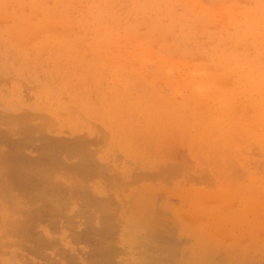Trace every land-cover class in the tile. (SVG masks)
I'll return each mask as SVG.
<instances>
[{"label": "rangeland", "instance_id": "rangeland-1", "mask_svg": "<svg viewBox=\"0 0 264 264\" xmlns=\"http://www.w3.org/2000/svg\"><path fill=\"white\" fill-rule=\"evenodd\" d=\"M35 1L36 0H0V244H4L0 246V264H110L108 263L110 261L109 258L113 254L114 257H112L114 259H111V262L113 264H264V139H262L264 138V122L262 125V122L258 120L260 124L259 125L258 123H255L256 121L251 120V118L248 119L249 116L252 115L256 120L257 118L255 117V114L257 115L259 111H261V113H259L258 116L264 115V83H262L260 80L261 70H264V68L261 67V65L264 66V53L260 56L258 55V53H260L263 48L258 47L260 43L255 39L264 37L262 35L260 36L259 31H261L262 29L258 31L257 37V30L253 28L255 27L256 23L252 21V16L249 17V15L252 14V18H254V14L253 12H251V10L255 11V13H257L256 11H258L260 14L264 13V4L261 5V7L259 6L260 3H264V0H261L262 2L255 0L258 2L257 5L254 4L251 0L246 2L244 0H239V2L237 0H218L219 2L217 0H215V2L209 0L211 3H209L208 0H186L187 2H189L186 4V1H183L186 6L182 5L184 3H182L181 0H173V3L172 0H166L167 3L165 1L163 2V0H153L155 5L158 4L160 8L158 6L156 8V6H154V3L149 0H144L145 2H143L142 0H121V3L120 0H110V3L104 0L107 2H105V4H102V2H104L103 0H95V2L94 0H85L83 1L84 3L82 2V0H65V3L64 0H45L46 2L37 0L39 4ZM75 1L80 2L78 4ZM134 1H137L139 5L136 2L134 3ZM156 1H158V3ZM195 1L199 3V9H197L199 6L195 4ZM199 1L204 2V5L207 6H204L203 4L201 5ZM242 1H244L245 3ZM73 2H75L76 8L74 7ZM117 2H119V5H117ZM123 2L129 4V6H125L126 3L123 5ZM147 2L148 4H153L152 6L155 7V10H158V8L160 10L164 9L165 13L161 10L160 14H158V11H155L154 7L152 8V6L146 8ZM174 2L175 4L176 2H179V4L177 3L176 5L181 4L182 9L184 7L183 12L180 9L181 5L179 6L180 10L178 11L177 9L178 12H176L175 5H170L174 4ZM247 2H250L251 4H248ZM40 3L42 4L40 5ZM27 4L33 7L29 8ZM37 4L40 6H37ZM55 4H57V6ZM81 4H84V7ZM100 4H102V7L100 6ZM134 4L135 7L140 6V4L142 5L140 6V9H137L136 11H142L144 7L146 8V10L150 9V11L153 9L155 14L157 15H154L153 11L149 12V10H147V12H149L148 14L146 13V11L145 14H143L144 11L141 13L140 11H138L137 14H139L140 16L136 15V11H134L136 8L133 10ZM166 4H168L170 7ZM240 4H242L244 8H242L243 13H241V11H238L239 13H241L238 14L237 10H239V7H236L235 5H239L242 7V5ZM103 5H105L104 7L106 8L105 12ZM229 5L231 7L234 6V9H230ZM18 6H20V8ZM122 6H124V9L128 10V12L122 9ZM165 6L168 7L166 8ZM224 6L228 7L231 11L228 10V8L226 9V7ZM52 7L54 9V13L52 11ZM112 7L114 8V13L112 12ZM116 7H119L120 9ZM130 7L132 8L131 11L133 10L132 12L129 11ZM203 7H205V9H209L211 7L208 11H211L214 7L215 10L213 9L212 12H214L213 16L215 18L219 16H225L224 18L219 17L220 20L216 18L219 20L217 21L216 19H214V17H210L209 15H211V13L207 14V11V13H205L207 16H205L204 13L202 14L204 15V17L208 18H206L207 20H209V18H212L214 19L212 20L213 22L216 21V24H212H214L215 26L218 25V30H215L219 31V33L221 32V29H219L221 28V26L227 27L222 25L223 22L225 23V25L230 22L229 15L231 17V15L235 14L238 21L240 15L243 14L242 16L244 17L245 15L248 16V19L247 17L245 19H247L250 23H253L250 24L248 23V21L245 23L241 21H238L239 23H237V21L233 24L229 23L233 26V28H236L235 26H239L237 28H240L242 32L240 30L239 31L242 33V35H240L241 33L239 34L238 31H236L237 33L235 35L234 31H232L233 28L231 26H228L230 27V30L232 28L231 32L228 33L229 35H226L224 33L227 31L221 32L222 37L219 36L218 40H215L214 36L215 34L218 35L217 33L212 34V37L214 38H212L211 35H209V37L207 31L206 36L208 37L204 35L205 32L202 33L204 24H211V21L209 22L205 20V18H202L203 16L200 14ZM219 8H222V11ZM172 9L175 10L173 11ZM216 9L219 11H217ZM55 10H57V12ZM95 10L96 12L93 13ZM115 10L116 14H118L116 15L117 17H115L116 20L114 22V20H112L114 19V16L112 15H115ZM190 10L192 11V14ZM249 10L250 14L248 15L247 13ZM39 11L41 13H39V15L37 16L36 14ZM124 11H126L125 15L129 14L127 15L128 19H126L128 21L127 24L129 23V25H131L135 21L138 23L139 18L138 20H136L135 18H137V16L140 17V21L138 24L136 22L133 23V27L135 28L134 30H132V28H129V26L125 23L123 24L125 26H128L127 28L129 29H124L125 26L124 28H121L123 27L122 22L126 17L124 15ZM197 11L200 13H198ZM245 11H247L246 14H244ZM82 12L83 14H81ZM133 12L135 14H133ZM162 12L164 13L163 15H161ZM168 12H170L171 14L174 12L175 14L171 15ZM180 12L182 14H179ZM220 13L221 15H219ZM150 14L151 16L153 14L154 17H151ZM40 15H42V17ZM160 15L161 17H163H159ZM175 15L177 17L179 15H181L182 17L184 16L183 18H185L186 15L187 17L188 15H190L187 20L192 18V22L189 21V23H187L186 20L182 21L180 19L182 22L179 21L178 23H181L183 25L178 24L181 27L180 28L178 26V28L182 30L186 26H188V28L186 27L184 29L187 33L182 30L179 34L180 30H178V32L176 31L178 33L176 39H171V36L168 35L167 37L166 34H164V36L168 38L166 39V41L170 39L173 40H170V42H174L173 44L175 45H172L171 43V47L169 41H165L166 44L163 43L165 38H162L158 33H163L165 23L167 27L165 33L168 32L167 30H172L171 28H173L174 26L175 27L173 28V32L174 30L178 29L176 28V24L173 22ZM148 16V19L153 23H149V20H147ZM176 16L174 21H176L177 19ZM142 17L144 18L142 19ZM150 17L153 19H151ZM194 17L197 19V21ZM108 18H110L111 21H109ZM117 18L118 20H121V24H118V22H116L118 21ZM99 19L102 22L104 21V23H102L101 21L99 23ZM245 19H242V21H246ZM142 20L143 22L149 23L148 25L154 24L153 26L155 27V29L152 26L149 27L147 23H145L146 27H143L142 30H140V26L142 27V24L143 26L145 25L143 22L141 23ZM159 20L163 22L161 23ZM203 20L207 23L203 22ZM154 21L156 24L154 23ZM158 21L160 22L159 24ZM198 21V25H200L201 23L203 24L199 26V28L202 26V28L200 29V31L202 30V32L199 31L201 33L199 34L198 31L195 30L197 31V33L194 31L195 33L193 34L195 35L193 36L192 34L191 37L189 33L193 31V28H198V25L196 24ZM171 22H173L175 25L173 26V23L171 24ZM218 22L222 23L221 26ZM52 23L54 26H51ZM136 24L139 25V27H135ZM212 24V27L210 28L214 27V25ZM239 24H242V27H240ZM249 25L253 26L250 28V30L253 31L254 29L252 35L249 28H247L249 27ZM50 27L53 30H51ZM148 27L150 29H154L155 31L158 29L159 30L158 32H154L151 30L153 32L152 33ZM206 28L209 27L207 26ZM260 28H262V26H260ZM26 29H28V32H26ZM137 29H139L140 31H138ZM189 29H192V31ZM226 29L229 30V28ZM77 31H82V33H78ZM210 31L209 33L211 34L213 30ZM144 32L146 34H149L147 36L150 39H154L155 37H153V35L156 33L159 36L158 37L156 35V39L161 37V40H164L161 42V44L156 46V40H152L151 43V40L147 41V39L149 38L146 35L145 39H143L144 37L142 36H144V34L142 33ZM183 32L187 35L182 34ZM232 32L233 34H231ZM127 33H129L132 37L135 35V39L140 38V44L138 42H135L137 40L131 38ZM138 33L139 35H136ZM71 34L74 36H72ZM118 34H122L123 37H121L120 35L118 37ZM237 34H239V37L241 36V39L239 40L245 38L244 34L249 38V40L246 38L243 39L247 41V43L240 41L241 44L244 43V46L245 44L248 45V41H251L252 44L254 42L253 50H255V48L257 50H255L256 52L253 55H251V53H253L252 45L250 46V50L248 49V47L247 50L243 45H237L236 47L235 40H237V43H239L238 38L236 37ZM96 35L97 37L95 38ZM172 35L175 34L173 33ZM85 36L87 38L90 36L92 37L91 39L88 38L86 40ZM116 36L120 39L118 41L119 43L122 42V40L124 41L122 42V44L125 46V49L122 48L124 46H121V43L119 45V43L116 44V41H113L116 40ZM223 36H225V40L227 43H224V45L228 47L223 46ZM105 38L108 40V45L105 44ZM127 38H130L128 40L131 43L130 45L128 41H125L127 40ZM200 38H203L202 40H205L207 38L210 40L211 38L215 41L210 40L214 42L211 45V42H206L207 40L203 42ZM110 39L111 41H109ZM131 39L133 40V43ZM161 40L158 39V41ZM231 40L233 41V44L230 43ZM112 41L117 46H119V48L115 46V44V47H113ZM142 41H144L145 44H143ZM196 41L197 43H195ZM199 41H201V43L203 42L202 45ZM89 42L90 44L94 45H90ZM100 42L103 44V46ZM126 42H128V46L127 44L125 45ZM176 42L177 44H180L182 42V45H184L185 48H188L184 49V51L186 50L184 53H186L187 50L189 55H194L193 53H196L195 55L197 56V58L198 56L202 58V56L199 55L200 52L199 54L197 53L198 51H201L202 55L204 54L206 57L208 55L207 53L209 52L208 58L210 61L207 60V58H205L207 61L198 58L200 60L199 61L198 59H195V55L193 56L194 59L190 58L192 57V55L189 56L187 53L185 56L181 55L179 53L180 51L176 48ZM84 43H86L90 47H88ZM153 43L155 44L154 47ZM207 43L210 44L208 45ZM228 43L233 46H229L230 44ZM133 44H135V46H133ZM190 44L192 45V47ZM163 45L165 47L169 45L170 46L164 48ZM200 45L201 47L199 49ZM204 45L208 46L205 47ZM104 46H109V49L112 47L113 49H116V51L110 50L106 52L107 50H104V52ZM120 46L122 49H120ZM177 46H179L178 48H180V45ZM170 47L173 50H175L176 48L175 51L176 53L177 51H179V54L174 56L173 54L176 53L174 51L173 53L172 50L169 49ZM193 47L198 51L193 52V50H191L193 49ZM239 47L241 49H239ZM117 48L119 50H117ZM145 48H150V52L153 54L149 55V49H147V52ZM189 49L191 50V52L189 51ZM244 49L248 52H246ZM120 50H122V54L118 55L117 52H120ZM180 50L183 51V47H181ZM110 52L112 54H110V56L108 57ZM155 52L157 54L163 55L164 57L159 55L157 56ZM51 53H53L54 55ZM130 53L132 55L129 57V61L134 58V61L137 62L134 63L133 60H131L130 62L134 65L126 61V56L130 55ZM116 54L118 57L115 58ZM140 54H144V56H140ZM245 54H247L248 56ZM103 55L104 58L106 57L112 61V63H110V61L108 60L110 65L107 64L108 62H106V64L104 65L106 58L104 60V58L102 57ZM120 55L122 56L121 59L119 57ZM93 56L95 57L93 58ZM145 56H151L152 58H147ZM243 56L246 58H244ZM185 57L187 58V61L185 60V62H183ZM78 58H80V60H78ZM99 58L102 62L104 61L103 64L102 62H98ZM168 58H170L171 60ZM228 58L230 59L228 60ZM251 58L252 61H255L252 62ZM172 59L174 60V62ZM177 59H179L178 61L180 62L177 61L176 63L175 60ZM74 60L75 62H73ZM257 60H261V62L258 61V64ZM82 61H85V63ZM249 61L251 62L249 63ZM113 62L116 63L113 64ZM139 62L142 66L143 63H145L144 66H146V68L148 69L146 70V68L143 69L142 67H140L141 65ZM170 62H173L174 65ZM186 62L188 63L186 67L192 69H186L185 66L183 68L182 65ZM191 62L193 64L195 63L196 65L197 63H205L204 68L206 70L204 69V72L202 73L196 72L195 75H193V72H195L194 70L197 71V68L199 67H196L195 64H190ZM229 62L232 63L230 64ZM83 63L87 65H84ZM127 63L131 65L129 66ZM138 63L140 65L139 68ZM211 63L214 64L213 67L215 68H217L218 65L217 69L219 70H215V68L212 67ZM251 63H253V66L248 65ZM135 64L137 65L136 68H138L139 70H136ZM202 64L200 65L201 68H199V70L203 69ZM83 65L87 67H84ZM100 65L102 66L101 69H99ZM175 65L179 66L181 70ZM206 65L211 66L213 70H208V68L210 67L208 66V68H206ZM232 65L236 69L233 70ZM242 65H244L245 67ZM194 66L195 69H193ZM240 66L242 67L240 68ZM175 67L177 68V70H175ZM222 67L225 70L224 72H222ZM249 67H251L252 71L254 70V72H252L251 69H248ZM140 68L145 71L143 72ZM132 69H134L135 72ZM247 69L248 71H246ZM263 70L262 72H264ZM86 71H89L91 75ZM138 71H142V74H140ZM176 71H178L177 74ZM189 71L192 73H190ZM136 72H138L139 74H136ZM184 72H187L188 75ZM212 72V76H216L218 81L213 80V77H211L213 84L215 85H211V88L210 86H206L210 91H206V93L209 92L207 94L205 92L203 93L207 96L209 95L208 97H210L219 91L221 93L224 92L223 94L225 95V97L221 96L218 92L219 96H214L216 100L217 98H219L217 105L216 101L214 102V104H212V102L214 101L212 98L213 96L211 97L212 99H210L202 93L204 96H202V99L204 100L205 98L207 104L211 100L212 102L210 101L211 103H209L208 105L211 104L212 106L210 107H213L214 105V108H216L220 104V102H222L224 106L221 104L218 106L219 108L217 107V109H209V106H207L204 101H201L202 99L199 96L201 93L199 91L197 93H194L197 91H195L194 88L200 89V85H202V82L203 84H208L210 82L212 83V81H210L211 79H209V81L208 79L207 81L205 80L206 82L201 79L202 77L206 79V76L208 75L207 73H209L207 77L209 78ZM229 73H231V75L233 74L234 77L236 75V77H238V75L239 77L240 75H244V78L243 76L242 78L245 81H243L241 77L240 79L235 77L233 78L234 81L236 79H238V82L239 80L241 81L239 82V84L238 82H235L234 84V81L233 83L232 81H229ZM36 74H40L41 76ZM130 74L132 77L130 76ZM217 74H219L220 77L217 76ZM87 75H90V79ZM247 75H252L253 78L248 79ZM187 76L188 78H190L188 79L189 81L195 76V78L198 77V81L197 79L196 81H193L195 80L193 79L192 85L190 81V86L187 82V86L185 87L182 81H186ZM199 77L200 80L203 81H200ZM138 78L141 80H139ZM219 79H221L224 84L227 83L228 85V82H231L232 85L234 84L232 86L229 83V85L232 87H230L229 85L226 87H230L233 92H237L233 93L231 90L228 91L226 88H223L224 85L221 86L220 83H222V81H220ZM256 79L259 81H257ZM199 81L200 83L198 84ZM214 81L217 82L215 83ZM247 81V84L249 86L247 84L244 85V83ZM146 82H149L148 85ZM195 82L198 86L195 84ZM256 83L257 85H255ZM193 84H195V86ZM259 84H263L262 88ZM140 85L143 88H141ZM145 85H147V88ZM190 87H192V89ZM203 87L204 86L202 85V88ZM206 87L205 90H207ZM235 87H237L238 89ZM202 88L201 90L204 91V89ZM146 89H149L150 92ZM221 89L222 91H220ZM191 90H194L193 93H191V95L194 96V99L193 96L189 95V91ZM252 91L253 98L251 97ZM212 92L214 93L212 94ZM195 94L198 96L199 102L201 101L200 103L206 106L204 107V105L202 106L201 104V107L204 108L202 109L201 107H198L199 114L197 115H195L197 111L196 105H199L200 103L195 100ZM246 94L249 96H247ZM150 96H152V98ZM248 97L250 98L251 102H249L250 100ZM251 98L254 100L257 99L256 103H254L253 101L254 105L252 104ZM232 99L233 102L235 100L234 103L232 102ZM239 99L242 100V102H240ZM245 99H247L248 102ZM190 100L191 102L194 101L195 103L192 104L191 102H189ZM236 101L237 104L238 102H240L239 104L241 105V107H245L247 105V108L244 109L243 107V110L240 107H236V109L240 108L237 109V113L242 110V112L240 113L241 115L244 114L243 112L246 111V109H249L248 104H252L253 109H256L257 106L259 107V109L257 108V111H255V113L253 111V114H251L253 110L251 107L249 111L245 112V114L247 112L249 113V115H245H248L247 117H242L238 113L244 120L240 122L242 119H239V115H237L234 106L237 105ZM244 102L246 103V105L244 104L242 106ZM128 103L130 105H127ZM186 105L190 107H186ZM220 107H224L223 110ZM225 107L226 110H224ZM260 107H262V110L260 109ZM193 108H195V111L192 110ZM205 108L207 111H212L213 113L212 115L211 113L206 114L207 116H210H208L210 118L209 122H206L208 117L206 118L205 114V117L203 116V114H200L204 111L206 112ZM229 108L231 110L233 109L231 113H236L232 114V118L234 117V119L237 116L235 121L231 118V116L229 118H231L232 121H229L228 119V116L231 115V113H228L230 112ZM222 111H226L225 114L222 113ZM163 112L165 116L163 115ZM214 113H218L219 115L220 113H222V118L218 114L215 115ZM190 115L192 116L191 120L194 122L190 121ZM198 115H201V118H199L200 116L198 117ZM25 116H30V118H26ZM195 116H197L198 118H195ZM212 116H216L215 120L214 117L212 118ZM179 117H186L187 120H185L186 118L182 120V118L180 119ZM204 118L206 120H204ZM211 118L212 120H214L211 121L212 125L210 124ZM247 119L249 125L247 124ZM202 121L206 122L204 127L203 124L205 122L203 123ZM249 121L252 122L249 123ZM214 122L216 125L214 124ZM216 122L221 123L218 124ZM193 123H195V125ZM199 123L203 124L200 125ZM233 124L234 126L235 124H237L238 128L240 127L239 133L238 129L236 128V126L234 127ZM199 126H202L203 129H197V127ZM214 126H216L221 132L217 131L213 133L215 129L217 130V128ZM233 127L235 128V130L237 129V133L235 130H233ZM255 127L258 131L255 129ZM243 129L245 133L244 131H241ZM206 130L209 132V134H211L208 135V133H205ZM204 133L207 135H205ZM242 133H244L246 137H243L241 135ZM214 134L215 136H213ZM223 135L225 136L222 137ZM218 136L221 139L218 138ZM209 138L211 140H209ZM30 141L33 143L31 144ZM57 148L59 152L56 150ZM82 150L84 152H82ZM54 151L58 153L56 154ZM66 151L68 152L66 153ZM41 152H43L44 155H42L43 153ZM39 155L40 159L38 158ZM57 155L58 158L56 157ZM41 156L43 157V159ZM5 159H7V161ZM59 159L63 162H61ZM11 160L14 162H12ZM1 161L4 163H1ZM18 161L22 162L19 163ZM41 161H44V163L40 164ZM24 162H26L25 166L29 162V166L27 165L26 167H22V169L20 166H24ZM9 163L14 166L13 169L10 168L12 166ZM78 163L82 169L76 165ZM45 164L49 165L46 166ZM44 167L45 169H43ZM61 167L62 169H60ZM26 168H29L28 170L30 171L27 172L28 170ZM55 168L57 170H55ZM92 168L94 171L92 170ZM46 169L48 173L45 172ZM85 169L90 173L93 172L91 176L93 174L94 175L92 177L90 175H87L88 172L86 173L84 171ZM13 170H16L17 172ZM58 170L59 172H57ZM31 171L34 175L31 173ZM14 173L17 176H15ZM85 175H87L88 177H86ZM11 176H13L14 178L12 179ZM34 176L36 179L34 178ZM16 177L18 178L16 179ZM35 181H41L42 184L38 182L37 184ZM22 182H24V184ZM65 184L66 187H64ZM22 185L24 186L22 187ZM42 186H44L45 188H43ZM71 186L72 188H70ZM39 187H42L43 190L41 191V188L39 189ZM73 187H76L79 192L77 190V192L73 191L75 190V188ZM63 188H65L64 191L62 190ZM29 189H31L32 191H27ZM65 190H67L68 192ZM59 193L60 197H63V195L66 196L68 194V201L70 202L71 200L72 204L67 201L68 197H64L66 200L65 202H68V204L62 202L64 201V199H60ZM70 195H72L73 198ZM83 195H87V197H85V199H87L86 201L83 198ZM92 195L95 198H93ZM29 196L31 199L28 198ZM54 196L57 198H55ZM96 197H99V200ZM102 198H104V200L105 198H109L111 201H109L108 199L104 201L102 200ZM56 201H58V203H56ZM90 201H92V205ZM94 201L98 204L97 207L99 206V210L97 209V207H94L96 206ZM98 201L101 204H99ZM83 202L85 204H88L89 206L91 205V208H89V206L87 205H84ZM103 202H106L107 205L105 203L104 205ZM108 202L110 205L108 204ZM17 203L18 205H16ZM24 203L26 205H24ZM78 203L80 204L77 205ZM100 206L102 210L104 209L103 212L100 210ZM85 207H88L87 209L89 210L87 211ZM94 208L96 210H94ZM65 209L66 211H68L66 212ZM105 209H107L108 212H106L107 210ZM74 211L77 215L74 213ZM111 211H113V213ZM86 212H89L88 214L90 217L93 213L92 221H90V217L87 218ZM101 212L103 213V215ZM73 213L74 217L73 215H71ZM53 214L55 216H53ZM68 214L70 215V219H68ZM81 214L84 215L81 216ZM109 215L111 216V218H106ZM100 216L101 219L104 218V221L108 223V227H106L105 229L101 228L105 222H100ZM29 217L32 219L30 220ZM65 219L67 221H64ZM27 220H29L30 222ZM22 221H24L25 223L23 222L22 224ZM92 222L94 223V225ZM26 225H29V227H26ZM56 226L59 228H57ZM91 226H95V230ZM104 226H106V223ZM24 227H26V229ZM27 228H29V231H27ZM53 228L55 229V231H53ZM91 228L92 230H90ZM23 229L26 231L22 232ZM59 229L60 231H57ZM96 229H99L100 231L108 230V232L104 234L105 236L107 234V237L108 235L109 237H111H104L103 232H100L103 235L102 237V235L98 231H96ZM81 232L83 233V235ZM89 232L93 234H89ZM20 233L22 234V236ZM98 233L100 235H98ZM47 234L49 239H47ZM73 234H75L77 238H75V235ZM26 236L29 238H26ZM94 236L97 240L93 238ZM83 237H85V240H83ZM100 237L104 238V241L102 239L103 242L101 241ZM87 238H93V241L96 244H93V241H90L89 239L87 241ZM105 238L108 239H106L107 243ZM41 239L42 242H39L41 241ZM75 239L79 241H76ZM99 239L100 241L98 242ZM44 241L47 242L45 243ZM4 242L7 245H5ZM51 242L53 245L51 244ZM89 242L94 245L93 249ZM97 242L99 244L103 243L102 248L100 246L101 244L99 245L97 244ZM104 243L106 244L104 245ZM95 246L100 247H97L95 250ZM105 248L109 249L110 253H108L111 254L109 258L107 255V250H104ZM102 250L106 252V254ZM94 251H97V253H95ZM100 251L103 253V255L105 254L104 256L100 254L104 259H100L102 258V256L98 254L100 253ZM93 254L95 256H93ZM89 259H92V261L90 262ZM100 260L104 262H100Z\"/></svg>", "mask_w": 264, "mask_h": 264}, {"label": "bare ground", "instance_id": "bare-ground-1", "mask_svg": "<svg viewBox=\"0 0 264 264\" xmlns=\"http://www.w3.org/2000/svg\"><path fill=\"white\" fill-rule=\"evenodd\" d=\"M41 1L46 2L45 0H41ZM59 1H60V0H59ZM83 1H85V0H82V2H83ZM88 1H89V0H88ZM103 1H104V0H103ZM106 1L110 3V0H109V1L106 0ZM106 1L102 2V4H103V3L105 4ZM116 1H117V0H116ZM118 1H119V0H118ZM132 1H133V0H132ZM142 1L145 2L146 0H145V1L142 0ZM142 1H141V2H142ZM149 1H151V2L154 3L153 0H149ZM159 1H160V0H159ZM164 1L167 3L166 0H163V2H164ZM168 1H170V0H168ZM175 1H176V0H175ZM183 1H186V0H181L182 3H184ZM196 1H197V0H196ZM196 1H195V2H196ZM202 1H203V0H202ZM204 1H205V0H204ZM208 1H209V0H208ZM208 1H207V3H208ZM212 1L215 2V0H212ZM217 1H218V0H217ZM217 1H216V2H217ZM224 1H225V0H224ZM226 1H232V0H226ZM237 1L239 2V0H237ZM244 1L246 2V1H249V0H244ZM244 1H242V2H244ZM251 1H252L254 4H256V5L258 4V2L255 1V0H254V1L251 0ZM258 1H261V0H258ZM35 2L38 3L37 0H36ZM35 2H34V3H35ZM43 2H42V3H43ZM75 2H77V1H75ZM75 2H73V3H74V7L76 8V6H75ZM79 2H80V1H79ZM79 2H77V3L79 4ZM94 2H95V0H94ZM107 2H106V3H107ZM113 2H114V1H113ZM121 2H122V1L120 0V3H121ZM126 2H127V1H126ZM126 2H125V3H126ZM135 2L138 4L137 1H134V3H135ZM156 2L158 3V1H156ZM181 2H180V3H181ZM199 2H200V1H199ZM218 2H219V1H218ZM220 2H221V1H220ZM245 2H244V3H245ZM255 2H256V3H255ZM261 2H262V1H261ZM42 3H40V5H41ZM53 3H54V2H53ZM53 3H52V4H53ZM64 3H65V0H64ZM83 3H84V2H83ZM125 3L123 2L122 4L124 5ZM172 3H173V0H172ZM177 3L179 4V2H176V4H177ZM187 3H189V2L186 1V4H187ZM209 3H211V2L209 1ZM247 3H248V4H251L250 2H247ZM38 4H39V3H38ZM38 4H37V6H40V5H38ZM50 4H51V3H50ZM60 4H61V3H60ZM102 4H100L101 7H102ZM126 4H127V3H126ZM126 4H125V6H129V4H127V5H126ZM132 4H133V2H132ZM163 4H164V3H163ZM169 4H170V3H169ZM176 4H175V2H174V4H170V5H175V7H176V12H178L180 9H181V11L183 12L184 7H183V9H182V5H185V3L182 4V5L180 4V5H181V8H180V9H179V6H180V5H176ZM190 4H191V3H190ZM195 4H197V5L199 6V3L196 2ZM200 4H201V5H202V4L204 5V2H200ZM263 4H264V3H260L259 6L261 7V5H263ZM55 5L57 6V4H55ZM81 5L83 6L84 4H81ZM113 5H114V4H113ZM117 5H119V2H117ZM117 5H116V6H117ZM138 5H139V4H138ZM138 5H137V6H138ZM143 5H144V3H143ZM152 5H153V4H152ZM152 5H151V4H148V2H147V7H146V8H148L149 6H152ZM166 5H168V4H166ZM240 5H242V4H240ZM27 6H29V8H30V7H31V8L33 7V6H30L29 4H27ZM27 6H26V7H27ZM52 6H53V5H52ZM71 6H73V5H71ZM104 6H105V5H103L104 12H105V9H106V8H105ZM108 6H109V5H108ZM108 6H107V7H108ZM140 6H142V5L140 4ZM140 6H138V7H139V8H138V7H135V4H134V8H133V6H132V8H133V10L136 8V9L134 10V11H136L137 9H140ZM154 6H156V8H157V6L159 7V5H158V4L155 5V3H154ZM154 6H152V8H153ZM168 6H169V5H168ZM168 6H167V7H168ZM185 6H186V5H185ZM198 6H197V7H198ZM204 6H207V5H204ZM227 6H228V5H227ZM229 6H230V5H229ZM235 6H236V7H239V10H237V13H238V14L243 13V10H242V8H244L243 5H242V7L239 6V5H235ZM247 6H250V5H247ZM18 7L20 8V6H18ZM44 7H45V6H44ZM53 7H54V6H53ZM53 7H52V11H53V13H54V9H53ZM77 7H78V6H77ZM83 7H84V6H83ZM86 7H87V6H86ZM110 7H111V6H110ZM113 7H115V6H113ZM113 7H112L111 9L113 10L112 12L114 13V8H113ZM122 7H123L122 9H124V6H122ZM165 7H166V6H165ZM167 7H166V8H167ZM169 7H170V6H169ZM177 7H178V8H177ZM189 7H190V5H189ZM192 7H193V6H192ZM215 7H216V6H215ZM224 7H226V6H224ZM233 7H234V6H232V7L230 6V9H231V8L234 9ZM252 7H253V6H252ZM19 8H18V9H19ZM116 8H119V7H116ZM132 8H131V7L129 8V11H130V12L133 11V10L131 11ZM146 8L143 7V10H142V7H141V10H142V11H140V10H138V11H140V13L144 11L143 14H145V11H146L147 14H148L149 12L153 11V9H152L151 11H150V9H147V10H149V12H147ZM159 8H160V7H159ZM159 8H158V10H155V7H154V10H155V11H158V14H160L161 10L165 13V10H164V9H161V10H160ZM162 8H163V7H162ZM166 8H165V9H166ZM173 8H174V6H173ZM186 8H187V7H186ZM199 8H200V6H199L197 9H199ZM203 8H204V10H203ZM203 8H202V12H201V13L198 12V11H197V12L200 13L201 15H202L203 13L205 14V13L208 12L207 14L211 13V15H212V16L209 15L210 17H212V18L214 17V16H213V13H214V12H212L213 9H214V7H213V9H212L211 11H208L211 7H210L209 9H207V8L205 9V7H203ZM217 8H218V7H217ZM222 8H223V6H222ZM222 8H221V9L219 8V9L222 11ZM227 8H228V7H226V9H227ZM240 8H241V10H240ZM38 9H39V8H38ZM46 9H47V8H46ZM69 9H70V8H69ZM78 9H80V8H78ZM100 9H101V8H100ZM107 9H108V8H107ZM119 9H120V8H119ZM122 9H121V12H122ZM144 9H145V10H144ZM177 9H178V11H177ZM230 9L228 8V10H230ZM245 9H246V8H245ZM33 10H34V9H33ZM96 10H97V9H96ZM96 10H95L93 13H95ZM116 10H118V9H116ZM116 10H115V15H114V14L112 15V16H114V19H112V20H114V22H115V20H116L115 17H117L116 15L118 14V13L116 14ZM124 10H126V9H124ZM166 10H167V9H166ZM172 10H173V9H172ZM174 10H175V9H174ZM174 10H173V11H174ZM193 10H194V9H193ZM200 10H201V9H200ZM214 10H215V9H214ZM216 10H217V9H216ZM55 11L57 12V10H55ZM78 11H79V10H78ZM92 11H93V8H92ZM126 11L128 12V10H126ZM126 11H124V15H125V12H126ZM138 11H136V15H139V14H137ZM168 11H169V9H168ZM184 11H185V10H184ZM190 11H191V10H190ZM206 11H207V12H206ZM217 11H219V10H217ZM221 11H220V12H221ZM230 11H231V10H230ZM232 11H233V10H232ZM238 11H239V12L241 11V13H239ZM259 11H260V10H259ZM19 12H20V11H19ZM23 12H24V11H23ZM75 12H76V9H75ZM112 12H111V13H112ZM118 12H119V11H118ZM153 12H154V11H153ZM163 12L161 13V15L164 14ZM171 12H172V11H171ZM185 12H186V11H185ZM187 12H189V11H187ZM194 12H195V11H194ZM246 12H247V11H245L244 14H246ZM249 12H250V10H249L248 13H247L248 15L250 14ZM251 12H253V14H254V18H255V19L252 18V17H253L252 14L249 15V17L252 16L251 19H252L253 22L256 23V25H255V27H253L252 25H251V26L249 25V27H247V28H249V30H250V28L253 27L255 30H257V34L255 33V34L257 35V37H258V31L262 29V30L259 31V32H260V36L262 35V36L264 37V34H263V33H264V32H263V31H264V13H261V14H260L258 11H256L257 13H255V11H253V10H251ZM31 13H32V11H31ZM39 13H41V12L39 11L36 15L38 16ZM50 13H51V12H50ZM70 13H71V12H70ZM73 13H74V12H73ZM119 13H120V12H119ZM166 13H167V12H166ZM168 13H170V12H168ZM217 13H218V12H217ZM81 14H83V12H82ZM89 14H90V13H89ZM96 14H97V13H96ZM120 14H121V13H120ZM130 14H131V13H130ZM133 14H135V13L133 12ZM147 14H146V15H147ZM170 14H171V13H170ZM172 14H175V13L173 12ZM172 14H171V15H172ZM179 14H182V13L180 12ZM184 14H185V13H184ZM184 14H183V15H184ZM188 14H190V13H188ZM191 14H192V11H191ZM194 14H195V13H194ZM194 14H193V15H194ZM196 14H197V13H196ZM200 14H199V18H200ZM224 14H226V13H224ZM231 14H232V13H231ZM233 14H234V13H233ZM42 15H43V14H42ZM42 15H40V16L42 17ZM47 15H48V14H47ZM56 15H57V14H56ZM79 15H80V14H79ZM85 15H86V14H85ZM85 15H84V16H85ZM109 15H111V14H109ZM127 15H129V14H127ZM127 15H125L126 17H125V20H124V21H123V19H122V17H121V19H122V21H123L122 24H123V23L127 24V22H128V21L126 20V19H128V18H127ZM154 15H157V14H155V12H154ZM161 15H160L159 17H161ZM219 15H221V13H220ZM219 15H218V16H219ZM227 15H229V14H227ZM242 15H243V14H242ZM242 15H240V18H239L238 21H239V22L241 21V22H244V23L247 22V21H248V20H247V19H248V16L245 15V17H244V16H242ZM52 16H53V14H52ZM105 16H106V15H105ZM120 16H122V15H120ZM130 16H131V15H130ZM139 16H140V15H139ZM139 16H137V18H135L136 20H138V18H139L138 23H139V21H140V17H139ZM150 16H151V14H150ZM152 16H153V14H152ZM152 16H151V17H152ZM169 16H170V15H169ZM175 16H176V15H175ZM175 16H174V19H175ZM189 16H190V15H188V17H187V15H186L185 18H183L184 16L182 17L181 15H179L178 17L176 16V17H177L176 21H174V19H173V22H174V23L176 24V26H177L176 28H178L179 25H183V24H181V23H180V24L178 23V22L181 21V20H182V21L186 20L187 23H189V21L192 22V18H191V17H190L191 19L187 20V18H189ZM202 16H203L202 18H205V20L208 19L207 17H204V15H202ZM205 16H207V15L205 14ZM88 17H89V16H88ZM110 17H111V16H110ZM118 17H119V15H118ZM131 17H132V16H131ZM145 17H146V16H145ZM151 17H150V18H151ZM153 17H154V16H153ZM156 17H157V16H156ZM162 17H163V16H162ZM162 17H161V18H162ZM164 17H165V16H164ZM170 17H171V16H170ZM179 17H181V18H179ZM219 17H222V16H219ZM219 17H216V18H218V19L220 20ZM224 17H225V16H224ZM224 17H222V18H224ZM246 17H247V19H245ZM90 18H91V17H90ZM106 18H107V17H106ZM112 18H113V17H112ZM123 18H124V16H123ZM133 18H134V17H133ZM143 18H144V17H142V19H143ZM148 18H149V16L147 17V20H149ZM165 18H166V17H165ZM165 18H164V22H165ZM194 18H195V17H194ZM199 18H198V19H199ZM206 18H207V19H206ZM212 18H209V20H207V21H209V22L211 21V24H212V23H215V24H216V21H215V22L212 21V20H214V19H216V18H215V17H214V19H212ZM226 18H227V16H226ZM226 18H225V19H226ZM229 18H230V22H229L230 24H231V23L233 24V23H235V22L237 21V16H236L235 14H234V15H231V17H230V15H229ZM241 18H242V19H245L246 21H242ZM37 19H38V18H37ZM100 19H101V18H100ZM100 19H99V23H100V21L102 20V19H101V20H100ZM108 19H109V21H111L110 18H108ZM129 19H130V18H129ZM151 19H153V18H151ZM154 19H156V18H154ZM170 19H171V18H170ZM180 19H181V20H180ZM195 19H196V18H195ZM210 19H211V20H210ZM218 19H216V20L219 21ZM253 19H254L255 21H254ZM117 20H118V18H117ZM162 20H163V19H162ZM199 20H200V19H199ZM201 20H202V19H201ZM134 21H135V20H134ZM155 21H156V20H155ZM155 21H154V23H155ZM159 21H160V20H159ZM159 21H158V24L161 22V21H160V22H159ZM182 21H181V22H182ZM196 21H197V19H196ZM227 21H228V20H227ZM238 21H237V23H239ZM34 22H35V21H34ZM59 22H60V21H59ZM101 22H102V21H101ZM112 22H113V21H112ZM116 22H118V24H119V23L121 22V20H118V21H116ZM135 22H136V21H135ZM135 22H133V23H135ZM142 22H143V20L141 21V23H142ZM150 22H151V20H149V23H150ZM162 22H163V21H162ZM162 22H161V23H162ZM168 22H169V21H168ZM168 22H167V23H168ZM173 22H171V24H172ZM203 22H205V21L203 20ZM222 22H223V21H222ZM253 22H251V23H253ZM31 23H32V22H31ZM94 23H95V22H94ZM94 23H93V24H94ZM102 23H104V21H103ZM133 23H132V24H133ZM136 23H137V22H136ZM138 23H137V24H138ZM141 23H140V25H141ZM143 23L145 24V23H147V22H143ZM149 23H147V25H148ZM151 23H153V22H151ZM174 23H173V26L175 25ZM198 23H199V21H198L196 24L198 25ZM205 23H207V22H205ZM218 23H219V22H218ZM218 23H217V24H218ZM229 23H228V24H229ZM248 23H250V22L248 21ZM251 23H250V24H251ZM110 24H111V23H110ZM112 24H113V23H112ZM120 24H121V23H120ZM132 24L129 25V23H128L127 25L129 26V28H132V30H134V29H135V28L133 27L134 24H133V25H132ZM137 24H136L135 27H139V25H137ZM155 24H156V23H155ZM168 24H169V23H168ZM178 24H179V25H178ZM196 24H195V25H196ZM201 24H202V23H201ZM201 24H200V25H201ZM208 24H209V23H208ZM211 24H209L210 26L207 25V24H204L203 32H202V30L200 31V29L202 28V26L199 28L200 25L197 26V27H198L197 29H194V28L192 27V28H193V31H192V29H189V30L192 31V32L189 33V35L191 36L193 33H195V32L197 33V31H198L199 34H201L200 32H202V33L205 32L204 35L206 36V35H207V34H206V31H207L208 36L211 35V37L213 36L212 34L217 33L218 35L215 34V36H214L215 38H214V37H212V38H214L215 40H218V37H219V36L222 37V33H221V32L227 31V32H224V33H225L226 35H229L228 33H230L231 30H232V28H233V26L230 25V24H229V25H228V24L225 25L224 22H223V24L220 22V23H219L220 26H221V24H222V25L227 26V27H222V26H221V28H219V29H221V32L219 33V31H217V30H218V29H217V28H218V25H216V26H217V27H216L214 24H212V25H214V27H213V28H210V27H212ZM246 24H247V23H246ZM115 25H116V24H115ZM153 25H154V24H151V25H148V26H149V27H151V26L154 27ZM164 25H165V26H164V29H163V30H164L163 33H162V32H159L158 34H160V36H161L162 38H165V40L163 39V40H164L163 43L166 44L165 41H166V39H168V38H167L168 35L172 37L171 39H176V37L178 36V33H177V32H178V30H180L181 27L179 26L180 28H178L177 30H174V32H173V28H174L175 26L173 27V26L171 25L173 28H171V26H170V28L172 29V30H170V31H172V32H170L169 30H167V31H168V32H167L168 34H167V33H165V32H166V29H167V27H166V23H165ZM190 25H191V24H190ZM202 25H203V24H202ZM205 25H207L209 28H206L207 26H205ZM239 25H240V24H239ZM241 25H242V24H241ZM241 25H240V27H242ZM247 25H248V24H247ZM253 25H254V24H253ZM51 26H54L53 23H52ZM96 26H97V25H96ZM124 26H125V25L123 24V27H121V28H124ZM128 26H125L124 29H126ZM130 26H131V27H130ZM184 26H185V25H184ZM184 26H183V27H184ZM228 26H231V27H232L231 30H230V27H228ZM245 26H246V25H245ZM260 26H262V28H260ZM17 27H18V26H17ZM61 27H62V26H61ZM72 27H73V26H72ZM143 27H146V24H145L144 26H143V24H142V27L140 26V28H141L140 30H142ZM149 27H148V28H149ZM157 27H158V25H157ZM186 27L188 28V26H186ZM186 27H185V28H186ZM194 27H195V26H194ZM215 27H216V28H215ZM235 27L237 28V27H239V26H235ZM243 27H244V26H243ZM27 28H28V27H27ZM37 28H38V27H37ZM96 28H97V27H96ZM129 28H127L126 30H128ZM162 28H163V27H162ZM168 28H169V27H168ZM176 28H175V29H176ZM185 28H184V29H185ZM226 28H229L230 31L227 30ZM236 28H233L232 31H234V34H235V35H236V33H237L236 31H238V33L240 34L242 31L240 30V28H237V29H236ZM253 28H252V29H253ZM38 29H39V28H38ZM45 29H46V28H45ZM50 29L53 30L51 27H50ZM68 29H69V28H68ZM101 29H102V28H101ZM149 29H150V28H149ZM154 29H155V27H154ZM154 29H150V31L152 30V31H154V32H158V30H159V29H158V30L155 31ZM184 29H182V30H184ZM215 29H217V30H215ZM241 29H242V28H241ZM254 29H253V31L250 30L251 35H252V33L254 32ZM26 30H27L26 32H28V29H26ZM31 30H32V29H31ZM60 30H61V28H60ZM75 30H76V28H75ZM75 30H74V31H75ZM89 30H92V29H89ZM121 30H123V29H121ZM137 30L140 31L139 29H137ZM145 30H146V29H145ZM182 30L179 31V34H180V32H181ZM195 30H197V31H195ZM210 30H213L211 34L209 33ZM214 30H215V31H214ZM239 30H240L241 32H240ZM249 30H248V32H249ZM15 31H16V30H15ZM15 31H14V33H15ZM32 31H33V30H32ZM45 31H46V30H45ZM63 31H64V30H63ZM94 31H95V30H94ZM96 31H97V29H96ZM100 31H101V30H100ZM129 31H130V30H129ZM148 31H149V30H148ZM152 31H151V32H152ZM176 31H177V32H176ZM194 31H195V32H194ZM199 31H200V32H199ZM243 31H244V30H243ZM251 31H252V32H251ZM40 32H41V30H40ZM50 32H51V31H50ZM56 32H57V30H56ZM77 32H78V31H77ZM79 32H80V31H79ZM79 32H78V33H79ZM120 32H121V31H120ZM146 32H147V31H146ZM169 32H170L171 34H170ZM184 32H186V31L184 30ZM184 32H183L182 34L187 35V34H186L187 32H186V33H184ZM210 32H211V31H210ZM80 33H82V31H81ZM93 33H94V32H93ZM122 33H123V32H122ZM139 33H141V32H139ZM139 33L136 34V35H139ZM152 33H153V32H152ZM173 33H174L176 36H175V35H172ZM245 33H246V32H245ZM127 34H129V33H127ZM127 34H126V35H127ZM142 34H144V36H142V37H144L143 39H145V37H146L147 35H149V34H146L145 32L142 33ZM164 34H166L167 37H165ZM231 34H233V32H232ZM239 34H237V36H236V37L238 38V42H239V43H237V40H235V41H236V47H237V45L240 46V45H243L244 43H247V41H245V40H243V39L246 38V39L249 40V38L246 37L245 34H244V37H245V38L242 39L243 41H242V40H239V39H241V38H240L241 36H240V37L238 36ZM246 34H247V33H246ZM71 35H72V34H71ZM88 35H89V34H88ZM119 35H120V34H118L117 36L119 37ZM145 35H146V36H145ZM150 35H151V34H150ZM156 35H157L156 33L153 35V37H155L154 39H150V38L147 36V37L149 38V39H147V41H148V40H151V43H152V40H156L157 43H155V41H154V43L156 44V46H158L159 44H161V42H162L163 40H161V39H162L161 37L156 39ZM189 35H188V36H189ZM194 35H195V34H193V36H194ZM240 35H242V33H241ZM15 36H16V34H15ZM72 36H74V35H72ZM92 36H93V35H92ZM92 36H90V37H88V38L91 39ZM117 36L115 37L116 40H113L114 42L116 41V44H118V43H119L118 41L120 40ZM120 36L123 37L122 34H121ZM129 36H130V34H129ZM134 36H135V35H134ZM134 36H133V37L130 36V37H131V38H134ZM157 36H158V35H157ZM173 36H174L175 38H174ZM205 36H203V37H205ZM208 36H206V37H208ZM216 36H217V37H216ZM260 36H259V37H260ZM51 37H52V36H51ZM96 37H97V35L95 36V38H96ZM124 37H125V36H124ZM142 37H141V39H142ZM158 37H159V36H158ZM191 37H192V36H191ZM200 37H201V36H200ZM209 37H210V36H209ZM77 38H78V37H77ZM85 38H86V40L88 39L86 36H85ZM137 38H138V37H137ZM151 38H152V37H151ZM216 38H217V39H216ZM234 38H235V37H234ZM234 38H233V40H234ZM254 38H255V37H254ZM105 39H106V38H105ZM117 39H118V40H117ZM129 39H130V38H127V40H125V41H128ZM134 39H135V38H134ZM139 39H140V38H139ZM139 39H135V40H137V41H135V42H138V43H139ZM158 39H160L161 41H158ZM169 39H170V38H169ZM171 39H170V40H171ZM200 39H201V38H200ZM202 39H203V38H202ZM202 39H201V40H202ZM204 39H205V38H204ZM219 39H220V38H219ZM223 39H224V42H223V40H222V42H223V46L228 47V46L224 45V43L227 44V43H226V40H225V36H223ZM230 39H231V38H230ZM255 39L258 40V42L260 43V44H259L260 46L258 45V47H262L263 50H264V38L260 37V38H255ZM255 39H254V40H255ZM131 40H132V39H131ZM170 40H167V41L170 42ZM186 40H187V39H186ZM205 40H207L206 42H208V41L211 42V45L214 43V42H212V41H215V40H212L211 38H210V40H212V41H210L208 38L205 39ZM205 40H202V41L205 42ZM220 40H221V39H220ZM107 41H108V40L106 39V41H105L106 43H105V44L108 45ZM109 41H111V39H110ZM113 41H112V42H113ZM144 41H145V40H144ZM144 41H142L143 44H145ZM147 41H146V42H147ZM167 41H166V42H167ZM171 41H173V40H171ZM174 41H175V40H174ZM187 41H188V40H187ZM228 41H229V40H228ZM231 41H232V40H231ZM231 41H230V43L233 44V41H232V42H231ZM235 41H234V43H235ZM240 41H241V42H244V43L241 44ZM252 41H253V40H252ZM80 42H81V41H80ZM80 42H79V45H80ZM83 42H85V41H83ZM83 42H82V43H83ZM103 42H104V41H103ZM114 42H113V47L117 46ZM122 42H124V41L122 40ZM122 42H120V43H121V46H124V45L122 44ZM128 42H129V41H128ZM128 42H126L125 45H126ZM199 42L201 43V41H199ZM203 42H202V43H203ZM222 42H221V43H222ZM255 42H256V41H255ZM258 42H257V43H258ZM92 43H93V42H92ZM100 43H101V42H100ZM120 43H119V45H120ZM132 43H133V40H132ZM151 43H150V44H151ZM154 43H153V44H154ZM171 43H172V42H170V45H171ZM173 43H174V42H173ZM173 43H172V45H175V44H173ZM190 43H191V42H190ZM195 43H197V41H196ZM202 43H201V45H202ZM216 43H217V41H216ZM216 43H215V44H216ZM230 43H228V44H230ZM84 44H86V43H84ZM89 44H90V42H89ZM101 44H102V43H101ZM114 44H115V46H114ZM130 44H131V43L129 42V45H130ZM139 44H140V43H139ZM143 44H142V45H143ZM155 44L153 45V47L155 46ZM176 44H177V42H176ZM186 44H187V43H186ZM186 44H185V45H186ZM188 44H189V43H188ZM191 44H192V43H191ZM191 44H190V45H191ZM207 44L209 45L210 43H207ZM56 45H57V44H56ZM86 45H87V44H86ZM90 45H94V44H90ZM136 45H137V44H136ZM170 45H169V46H170ZM172 45H171V47H172ZM177 45H180V48H178L179 46H177ZM177 45H176V48H177V50H179L180 52L177 51V53H176V51H175L176 48H175V50L171 49V47L169 48L170 50H172V52L174 51V52L176 53V54H173L174 56H175V55H178L179 53H180L181 55H183V56H185L186 53L188 54V50H187L186 53H184V52L186 51V50L184 51V49H188V48H187V47L185 48L184 45H182V42H181L180 44H177ZM181 45H182V46H181ZM201 45L199 46V49H200ZM208 45H207V46H208ZM248 45H249V46H248ZM248 45L245 44V46H244V45H243V46L246 47V49H247V47H248V49L250 50V48H251L250 46L252 45V50H253V48H254V42H253V44H252L251 41H250V42L248 41ZM255 45H256V44H255ZM87 46H88V45H87ZM102 46H103V44H102ZM121 46H120V49H122V48L125 49V46L122 47V48H121ZM127 46H128V44H127ZM133 46H135V44H133ZM161 46H162V45H161ZM169 46H166V47H169ZM188 46H189V45H188ZM195 46H196V45H195ZM204 46H205V45H204ZM207 46H205V47H207ZM223 46H222V47H223ZM229 46L232 47L233 45L230 44ZM88 47H90V46H88ZM110 47H111V46H110ZM117 47L119 48V46H117ZM163 47L166 48L164 45H163ZM174 47H175V46H174ZM181 47H183V51L180 50ZM189 47H190V46H189ZM191 47H192V45H191ZM217 47H221V46H217ZM241 47H242V46H241ZM56 48H57V47H56ZM103 48H105V49H103V51H104V50H107L106 52H108V51H110V50H115V51H116V49H113L112 47H111L112 49H111V48L109 49V46H108V47H107V46H106V47L104 46ZM106 48H107V49H106ZM118 48H117V50H119ZM50 49H51V48H50ZM89 49H90V48H89ZM145 49H146V51H147V49H149V50H148L149 52L147 51L148 53H150L149 55H152V54H153V53L150 52V48H145ZM190 49H191V48H190ZM190 49H189L190 52H191V50H193V52H194V51H195V52L198 51V50H195L194 47H193V49H191V50H190ZM227 49H229V48H227ZM239 49H241V48L239 47ZM248 49H247V50H248ZM260 49H261V48H260ZM57 50H58V49H57ZM82 50H83V49H82ZM135 50H136V49H135ZM161 50H162V49H161ZM201 50H202V48H201ZM244 50H245V49H244ZM255 50H257V49L255 48ZM255 50H253V53H251V55H253V54L256 52ZM263 50H261V52L258 53L259 56H260L261 54L264 53ZM115 51H114V52H115ZM121 51H122V50H120V52H117V54H118V55H119V54H122ZM162 51H163V50H162ZM245 51H246V50H245ZM66 52H68V51H66ZM73 52H74V51H73ZM104 52H105V51H104ZM111 52H113V51H111ZM111 52L109 53L108 57L110 56V54H112ZM147 52H146V53H147ZM174 52H173V53H174ZM178 52H179V53H178ZM199 52H200V54H199ZM222 52H223V51H222ZM236 52H237V51H236ZM246 52H248V51H246ZM258 52H259V51H258ZM46 53H47V52H46ZM46 53H45V54H46ZM55 53H56V52H55ZM81 53H82V52H81ZM137 53H138V52H137ZM144 53H145V52H144ZM155 53H156V52H155ZM155 53H154V56H155ZM165 53H166V52H165ZM197 53H198L199 55L202 56L203 59L200 58V56H198V58H200L201 60H205V61L209 60V58H208L209 52L207 53V54H208L207 57H206L204 54L202 55L201 51H198ZM249 53H250V52H249ZM51 54H53V53H51ZM79 54H80V53H79ZM113 54H114V53H113ZM117 54H116L115 58L118 57ZM138 54H139V53H138ZM193 54L195 55L196 53H193ZM198 54H197V55H198ZM220 54H222V53H220ZM229 54H230V53H229ZM237 54H238V53H237ZM241 54H242V53H241ZM243 54H244V53H243ZM53 55H54V54H53ZM67 55H68V54H67ZM74 55H75V54H74ZM95 55H96V54H95ZM114 55H115V54H114ZM126 55H127V54H126ZM131 55H132V54L130 53V55L126 56V57H127L126 61L129 63L131 60H133L134 63H137V62L134 61V58L131 59V60L129 61V59H130L129 57H130ZM147 55H148V54H147ZM156 55H157V56H158V55H159V56H163V55H160V54H157V53H156ZM173 55H172V56H173ZM181 55H180V56H181ZM188 55H189V54H188ZM191 55H192V54H191ZM191 55H189V56H191ZM194 55H192V57H190V58H193ZM245 55H247V54H245ZM251 55H250V56H251ZM8 56H9V54H8ZM71 56H72V55H71ZM77 56H78V55H77ZM97 56H98V55H97ZM140 56H144V54H142V55L140 54ZM247 56H248V55H247ZM42 57H43V56H42ZM94 57H95V56H93V58H94ZM98 57H99V56H98ZM102 57L104 58V55H103ZM119 57H120V59L122 58L121 55H120ZM145 57H147V56H145ZM150 57H151V56H148L147 58H150ZM163 57H164V56H163ZM220 57H221V56H220ZM225 57H227V56H225ZM229 57H230V56H229ZM243 57H244V56H243ZM262 57H263V56H262ZM8 58H9V57H8ZM76 58H77V57H76ZM89 58H90V57H89ZM105 58H106V57H105ZM105 58H104V60H105ZM151 58H152V57H151ZM198 58H197V56L195 55V59H198ZM205 58H207V60H206ZM230 58H231V57H230ZM230 58H228V60H229ZM240 58H241V57H240ZM244 58H246V57H244ZM45 59H46V58H45ZM85 59H86V58H85ZM96 59H97V58H96ZM96 59H95V60H96ZM123 59H124V56H123ZM168 59H170V58H168ZM186 59H187V58L185 57L183 62H185ZM193 59H194V58H193ZM216 59H217V58H216ZM216 59H215V60H216ZM221 59H222V58H221ZM224 59H226V58H224ZM237 59H239V58H237ZM261 59H262V58H261ZM38 60H40V59H38ZM75 60H76V59H75ZM75 60H74L73 62H75ZM78 60H80V58H78ZM108 60H109V59L106 58L104 65L106 64V62H108L107 64H109V61H110V63H112L111 60H109V61H108ZM112 60H113V59H112ZM148 60H149V59H148ZM170 60H171V59H170ZM172 60H173V59H172ZM178 60H179V59L175 60L176 63H177ZM198 60H199V59H198ZM231 60H232V59H231ZM233 60H234V59H233ZM241 60H242V59H241ZM241 60H240V62H241ZM246 60H247V59H246ZM248 60H249V59H248ZM43 61H44V60H43ZM88 61H90V60H88ZM163 61H164V60H163ZM186 61H187V60H186ZM199 61H200V60H199ZM209 61H210V60H209ZM221 61H222V60H221ZM251 61H252V58H251ZM251 61H249V63H250ZM253 61H255V60H253ZM253 61H252V62H253ZM258 61L261 62V60H257V63H258ZM44 62H45V61H44ZM52 62H53V61H52ZM82 62L85 63V61H82ZM82 62H81V64H82ZM98 62H102L100 58H99V61H98ZM103 62H104V61H103ZM103 62H102V64H103ZM157 62H158V61H157ZM173 62H174V60H173ZM173 62H170V63L173 64ZM178 62H180V61H178ZM23 63H24V62H23ZM50 63H51V62H50ZM54 63H55V62H54ZM84 63H83V64H84ZM115 63H116V62H115ZM115 63L113 62V64H115ZM117 63H118V59H117ZM128 63H127V64H128ZM130 63H131V62H130ZM139 63H140V62H139ZM139 63H138V68H139V66L141 65V63H140V65H139ZM164 63H165V62H164ZM170 63H168V64H170ZM229 63H230V62H229ZM231 63H232V62H231ZM231 63H230V64H231ZM236 63H237V62H236ZM255 63H256V62H255ZM262 63H263V62H262ZM55 64H56V63H55ZM74 64H75V63H74ZM119 64H120V63H119ZM131 64H132V63H131ZM131 64H130V65H131ZM144 64H145V63H143V66H142V65L140 66V67H142L143 69L146 68V66H144ZM180 64H183V63H180ZM180 64H179V66H180ZM190 64H193V63L191 62ZM194 64H195V63H194ZM194 64H193V65H194ZM198 64H199V65H198ZM201 64H202V63H201ZM201 64H200V63H197V65L195 64V66L201 68V66H200ZM204 64H205V63H204ZM204 64H202V65H203V69H202V70H201V69L199 70V68H197V71L194 70L195 72H193V71L191 70V71L193 72V75H195L196 72H198V73H200V72H201V73L204 72V69H205V68H204ZM211 64H212V63H211ZM227 64H228V62H227ZM230 64H229V65H230ZM239 64H241V63H239ZM245 64H246V62H245ZM258 64H259V63H258ZM21 65H22V64H21ZM65 65H66V64H65ZM84 65H87V64H84ZM84 65H83V66H84ZM93 65H94V64H93ZM104 65H103V66H104ZM109 65H110V64H109ZM128 65H129V64H128ZM130 65H129V66H130ZM132 65H134V64H132ZM160 65H161V64H160ZM173 65H174V64H173ZM187 65H188V63L186 62V63L183 64L182 66H183V68H184V66L186 67ZM213 65H214V64H212V67H213ZM229 65H228V66H229ZM237 65H238V64H237ZM248 65H252V66H253V63L248 64ZM263 65H264V63H263ZM38 66H39V65H38ZM43 66H44V63H43ZM46 66H47V65H46ZM61 66H62V65H61ZM88 66H89V65H88ZM136 66H137V65L135 64V68H136ZM164 66H165V65H164ZM167 66H168V65H167ZM175 66H177V65H175ZM179 66H177V67H179ZM182 66H181V67H182ZM195 66L193 67V69H195ZM208 66H209V65H208ZM208 66L206 65L205 67L208 68ZM225 66H226V65H225ZM242 66H244V65H242ZM242 66H240V68H241ZM84 67H87V66H84ZM98 67H99V65H98ZM101 67H102V66L100 65V68H99V69H101ZM173 67H174V66H173ZM173 67H172V68H173ZM209 67H210V68H208V70H209V69L213 70V68H215V67L211 68V66H209ZM232 67H233V68H232L233 70L236 69V68H234L233 65H232ZM244 67H245V66H244ZM261 67L264 68V66H262V65H261ZM19 68H20V65H19ZM32 68H33V67H32ZM105 68H106V67H105ZM133 68H134V67H133ZM138 68H136V70H137ZM149 68H150V67H149ZM169 68H170V67H169ZM179 68H180V67H179ZM187 68H188V67H186V69H187ZM217 68H218V65H217ZM217 68H215V70H216ZM36 69H37V68H36ZM36 69H35V71H36ZM49 69H50V67H49ZM55 69H56V68H55ZM57 69H58V68H57ZM72 69H73V68H72ZM79 69H80V68H79ZM130 69H131V68H130ZM140 69H141V68H140ZM143 69H141V70L143 71ZM147 69H148V68H146V70H147ZM188 69H189V68H188ZM190 69H192V68H190ZM190 69H189V70H190ZM248 69H251V67H249ZM248 69H247L246 71H248ZM90 70H91V69H90ZM105 70H106V69H105ZM132 70L134 71V69H132ZM132 70H131V71H132ZM138 70H139V69H138ZM162 70H163V69H162ZM171 70H172V69H171ZM175 70H177L176 67H175ZM180 70H181V68H180ZM183 70H185V69H183ZM198 70H199V71H198ZM205 70H206V69H205ZM215 70H214V71H215ZM217 70H219V69H217ZM220 70H221V69H220ZM222 70H223V71H222ZM222 70H221L222 72L225 71V70L223 69V67H222ZM244 70H245V69H244ZM262 70H263V69H262ZM262 70H261V74H260V75H261V76H260V78H261L260 80H261L262 83H264V72H262ZM37 71H39V70H37ZM67 71H68V70H67ZM77 71H78V69H77ZM83 71H84V70H83ZM119 71H120V70H119ZM122 71H123V70H122ZM142 71H141V72H142ZM144 71H145V70H144ZM144 71H143V72H144ZM151 71H152V70H151ZM186 71H188V70H186ZM226 71H227V70H226ZM251 71H252V69H251ZM251 71H250V72H251ZM263 71H264V70H263ZM81 72H82V71H81ZM86 72H87V71H86ZM134 72H135V71H134ZM134 72H131V73H134ZM138 72H139V71H138ZM138 72H136V74H139V73L142 74L141 72H139V73H138ZM177 72H178V71H176V74H177ZM189 72H190V71H189ZM192 72H190V73H192ZM242 72H244V71H242ZM242 72H240V73H242ZM252 72H254V70H253ZM252 72H251V73H252ZM256 72H257V71H256ZM259 72H260V71H259ZM33 73H34V72H33ZM39 73H40V72H39ZM87 73L90 74L89 71H88ZM91 73H92V72H91ZM104 73H105V72H104ZM184 73L187 74V72H184ZM227 73H228V72H227ZM31 74H32V73H31ZM40 74H41V73H40ZM40 74H36V75H40ZM123 74H124V73H123ZM136 74H135V75H136ZM207 74L209 75V73H207ZM212 74H213V72L211 73V75L209 76V78H207L208 75H207V76L204 75V76H206V79H204V77H202L201 79H203L204 81H205V80L207 81V79H208V81H209V79H211L210 81H212V78H211V77H213ZM225 74H226V73H225ZM229 74H230V76L228 75V78H230L229 81H232V83H233V81H234L233 78H235L237 75L234 77L233 74H232V75H231V73H229ZM90 75H91V74H90ZM90 75H89V76L87 75V76L89 77V79H90ZM187 75H188V74H187ZM215 75H216V73H215ZM40 76H41V75H40ZM94 76H95V75H94ZM123 76H124V75H123ZM126 76H127V75H126ZM128 76H129V75H128ZM130 76H131V74H130ZM217 76H219V74H217ZM222 76H223V75H222ZM242 76H243V78H244V75H242ZM242 76L240 75L241 78H242ZM70 77H71V76H70ZM75 77H76V76H75ZM131 77H132V76H131ZM142 77H143V76H142ZM192 77H193V76H192ZM195 77H196V76H195ZM195 77H194V78H191V80H190V81H191V85H192V80L195 79V80H193V81H196V79L198 78V77H197V78H195ZM215 77H216V76L213 77V80H217V77H216V78H215ZM219 77H220V76H219ZM223 77H224V76H223ZM240 77H239V75H238V77H236V78H239V79H240ZM256 77H257V76H256ZM91 78H92V77H91ZM228 78H226V79H228ZM243 78H242V80L245 81ZM247 78H248V79H252L253 77H252V75H247ZM130 79H131V78H130ZM138 79H139V78H138ZM174 79H175V78H174ZM184 79H185V78H184ZM186 79H187L186 81H182V83L185 85V87L187 86V82L189 83V86H190V81L188 80V79H190V78H188V76H187ZM222 79H223V78H222ZM232 79H233V80H232ZM245 79H246V78H245ZM74 80H75V79H74ZM126 80H127V79H126ZM139 80H141V79H139ZM139 80H138V82H139ZM199 80H200V77H199ZM203 80H200V81H203ZM219 80L222 81L221 79H219ZM223 80H224V79H223ZM236 80H237V81H236ZM236 80L234 81V84H235V82H238V79H236ZM246 80H247V79H246ZM256 80H257V79H256ZM88 81H89V80H88ZM164 81H165V80H164ZM166 81H167V80H166ZM197 81H198V79H197ZM200 81L198 82V84L200 83ZM206 81H205V82H206ZM217 81H218V80H217ZM217 81H214V82L216 83ZM240 81H241V80H239V82H240ZM257 81H259V80H257ZM227 82H228V81H227ZM239 82H238V84H239ZM134 83H135V82H134ZM136 83H137V82H136ZM144 83H145V82H144ZM146 83H147V82H146ZM148 83H149V82H148ZM148 83H147V85H148ZM170 83H171V82H170ZM229 83L232 85L231 82H228V85H229ZM247 83H248V81L245 82L244 85H246ZM141 84H142V83H141ZM195 84H196V82H195ZM195 84H193V85L195 86ZM208 84H209V85H208ZM208 84H207V83H206V84H205V83L203 84V82H202V85L204 86L203 88H202V85H200V87H201L202 89H204V91L201 90V88H200V89H199V88L196 89V88H194V86H193L194 90H195V91L197 90V91L194 92V93H197V92L199 91V92L201 93L199 96H200L201 99H202V98L204 97V96H203V94H204L203 92L206 93V91H210V90H208V88H207L206 86H208V87L210 86V88H211V87H212L211 85H215V84H213V81H212V83L210 82V83H208ZM217 84H219V83H217ZM220 84H221V86L224 85L223 88H226L228 91L231 90L230 87H232V86L234 85V84H233L232 86L229 85L230 87H228V88H229V89H228V88L226 87V86H228L227 83L224 84L223 81H222V83H220ZM67 85H68V84H67ZM131 85H132V84H131ZM147 85H145L146 88H147ZM196 85H197V84H196ZM247 85H248V84H247ZM255 85H257V83H256ZM259 85H260V84H259ZM262 85H263V84H262ZM262 85H260L261 88H262ZM140 86H141V85H140ZM174 86H175V85H174ZM197 86H198V85H197ZM248 86H249V85H248ZM131 87H132V86H131ZM133 87H134V86H133ZM171 87H172V86H171ZM171 87H170V88H171ZM205 87L207 88V90H205ZM255 87H256V86H255ZM135 88H138V87H135ZM141 88H143V87L141 86ZM187 88H189V87H187ZM190 88L192 89V87H190ZM235 88H237V87H235ZM130 89H131V88H130ZM144 89H145V88H144ZM171 89H172V88H171ZM226 89H224V90H226ZM237 89H238V88H237ZM121 90H123V89H121ZM146 90H147V89H146ZM148 90H149V89H148ZM148 90H147V91H148ZM189 90H190V89H189ZM194 90H193V91H194ZM211 90H212V89H211ZM213 90H214V89H213ZM215 90H217V89H215ZM257 90H258V89H257ZM193 91H192V90L189 91V92H190V93H189L190 96H193V95H191V93H193ZM201 91H202V92H201ZM220 91H222V89H221ZM231 91H232V90H231ZM258 91H259V90H258ZM149 92H150V90H149ZM218 92H219V91H218ZM218 92H217L216 94H213L214 92H212L213 95H212V94H211V95H212L213 97H212V96L208 97L209 95H208V96L206 95V94L209 93V92H207V93L204 94V95H206L207 98H210V99L213 98L214 101H213V102H212L211 100H210V101L212 102V104H214V102L216 101V105H217V102H218L219 98H217V100H216L214 96L218 97V96H219V93H220L221 96H224V97H225V95L223 94L224 92H223V93H221V92L218 93ZM232 92H233V91H232ZM235 92H237V91H235ZM235 92H233V93H235ZM254 92H255V91H254ZM260 92H262V91H260ZM145 93H146V92H145ZM154 93H155V92H154ZM202 93H203V94H202ZM251 93H252V94H251V95H252L251 97L253 98V91H252ZM143 94H144V93H143ZM155 94H156V93H155ZM177 94H178V93H177ZM217 94H218V95H217ZM227 94H228V93H227ZM244 94H245V93H244ZM247 94H249V93H247ZM247 94H246V95H247ZM255 94H256V93H255ZM262 94H263V93H262ZM262 94H261V95H262ZM195 95H196V94H195ZM258 95H259V94H258ZM152 96H154V95H152ZM152 96H150V97L152 98ZM187 96H188V95H187ZM190 96H189V97H190ZM202 96H203V97H202ZM221 96H220V98H221ZM247 96H249V95H247ZM211 97H212V98H211ZM241 97H242V96H241ZM241 97H239V98H241ZM245 97H246V96H245ZM245 97H244V98H245ZM255 97H256V96H255ZM242 98H243V97H242ZM248 98H249V97H248ZM248 98H247V99H248ZM252 98H251V99H252ZM188 99H189V98H188ZM193 99H194V96H193ZM201 99H200V100H201ZM223 99H224V98H223ZM226 99H227V98H226ZM233 99H234V98H233ZM233 99H232V102H233ZM247 99H245V100L247 101ZM195 100H197V102H199V99H198V96H197V95H196ZM224 100H225V99H224ZM239 100H240V99H239ZM245 100H244V101H245ZM249 100H250V98H249ZM256 100H257V99H256ZM256 100L252 99V104H253V101H254V103H256V102H257ZM201 101H204L205 104H207V103H206L207 101H206L205 98H204V100L202 99ZM201 101H200V102H201ZM208 101H209V100H208ZM210 101L208 102V104L211 103ZM237 101H238V100H237ZM237 101H236V104H237ZM246 101H245V102H246ZM189 102H191V100H190ZM200 102H199V103H200ZM234 102H235V100H234ZM234 102H233V103H234ZM240 102H242V100H240ZM240 102H238V104H239ZM245 102L242 104V106H243L244 104L246 105ZM247 102H248V101H247ZM249 102H251V100H250ZM191 103L193 104V103H195V102L192 101ZM191 103H190V104H191ZM186 104H188V103H186ZM192 104H191V105H192ZM201 104H202V103H200L199 105H198V104L196 105V106H197V111H196V114H195V115L199 114L198 107H201ZM208 104H207V106H209V109L214 108V105H213V107H210V106H212V105H211V104L208 105ZM221 104H222V102H220L219 105H221ZM226 104H227V103H226ZM226 104H225V106H226ZM238 104H237V105H238ZM252 104H251V105L248 104V106H249L248 108H249V109H250L251 107H252V109H253ZM261 104H263V103H261ZM127 105H130V104L128 103ZM203 105H204V104H202V106H203ZM219 105H218V106H219ZM222 105H223V104H222ZM232 105H234V104H232ZM237 105H234V106H235V111H236V113H237V109L242 108V110H243V107H244V106L241 107L240 104H239L240 106H239V105L237 106ZM253 105H254V104H253ZM257 105H258V104H257ZM257 105H256V106H257ZM263 105H264V104H263ZM163 106H164V105H163ZM184 106H185V105H184ZM187 106H188V105H186V107H187ZM218 106H217V107H218ZM223 106H224V105H223ZM227 106H228V105H227ZM168 107H169V106H168ZM188 107H190V106H188ZM204 107H206V106L204 105ZM204 107H201V108L203 109ZM217 107L214 108V109H217ZM236 107H240V108H237V109H236ZM254 107H255V106H254ZM263 107H264V106H263ZM201 108H200V109H201ZM207 108H208V107H207ZM218 108H219V107H218ZM220 108H221V107H220ZM223 108H224V107H223ZM223 108H221V109L223 110ZM245 108H247V105L244 107V109H245ZM257 108L259 109V107L257 106L256 109L254 108L255 110H254V109L252 110V113H251V114H253V111H254V113H255V111H257ZM152 109H153V107H152ZM182 109H183V107H182ZM209 109H208V110H209ZM229 109H230V108H229ZM249 109H248V110L246 109V111H249ZM260 109L262 110V107H260ZM175 110H176V109H175ZM175 110H174V111H175ZM192 110L195 111V108H193ZM205 110H206V108H205ZM224 110H226V107H225ZM227 110H228V108H227ZM232 110H233V109H232ZM232 110L230 109V112H228V113H231ZM242 110H240V112H238V113L240 114V113L242 112ZM187 111H188V109H187ZM200 111H202V110H200ZM220 111H221V110H220ZM220 111H219V112H220ZM246 111L243 112V113H244L243 115H241V114H240V115H241L242 117H243V116H244V117H247V116L249 115V113L247 112L246 114H248V115L245 116V115H246V114H245ZM263 111H264V110H263ZM133 112H135V111H133ZM204 112H205V111H204ZM204 112H203V113H200V114H201V115L203 114V116H204V114H205V115H206V114H210V113H211V115L213 114L212 111L209 112V111L206 110V112H209V113H206V112L204 113ZM213 112H214V111H213ZM225 112H226V111H222V113H224V114H225ZM177 113H178V112H177ZM193 113H194V112H193ZM193 113H192V114H193ZM222 113H220V115H219L218 113H217V114L221 117V116L223 115ZM233 113H235V112H233ZM233 113H231V115L228 116L229 121H230V120L232 121V119H234V117L232 118V116H233L232 114H233ZM236 113H235V114H236ZM238 113H237V115H239ZM256 113H257V112H256ZM259 113H261V111H259V112L257 113V115L255 114V117L257 118L256 120H255V118H253L252 115H250L248 119L251 118V120L256 121L255 123H258V124H259L258 120H260V121L262 122V125H263V122H264V115H259V116H258ZM263 113H264V112H263ZM173 114H175V113H173ZM185 114H187V113H185ZM185 114H184V115H185ZM214 114L217 115L216 113H214ZM163 115H164V112H163ZM163 115H162V116H163ZM170 115H171V114H170ZM181 115H182V113H181ZM184 115H183V116H184ZM201 115H198V117L200 116L199 118H201ZM240 115H239V119L241 118L242 120H241L240 122H242V121H244V120H243L242 117H240ZM164 116H165V115H164ZM208 116H209V115H208ZM208 116L206 115V118H207ZM230 116H231L232 119L229 118ZM25 117H26V118H30V116H28V117L25 116ZM196 117H197V116H195V118H196ZM198 117H197V118H198ZM204 117H205V116H204ZM209 117H210V116H209ZM209 117L207 118V120L204 118V120H206V122H207V121L209 122V119H210ZM213 117H214V116H212V118H213ZM215 117H216V116H215ZM215 117H214V120H215ZM226 117H227V116H226ZM236 117H237V116H236ZM236 117H235L234 121L236 120ZM179 118H180V117H179ZM181 118H182V117H181ZM181 118H180V119H181ZM185 118H186V117H183L182 120L185 119ZM212 118H211V120H210V124H211V125H212L211 121H214V120H212ZM221 118H222V117H221ZM252 118H253V119H252ZM189 119H190V121H192V120H191V119H192V116H191V115H190ZM248 119H247V124H248ZM22 120H23V119H22ZM185 120H187V118H186ZM185 120H184V121H185ZM196 120H197V119H196ZM198 120H199V119H198ZM221 120H222V119H221ZM223 120H224V117H223ZM225 120H226V119H225ZM237 120H238V119H237ZM24 121H25V120H24ZM190 121H189V122H190ZM185 122H186V121H185ZM192 122H194V121H192ZM202 122L204 123L205 121H202ZM206 122H205L204 124H203V123H201V124L199 123V124H200V125L203 124V127H204V125L206 124ZM221 122H222V121H221ZM221 122H220V123H221ZM225 122H226V121H225ZM251 122H252V121H251ZM251 122L249 121V123H251ZM196 123H197V121H196ZM216 123H218V122H216ZM220 123H218V124H220ZM233 123H235V122H233ZM237 123H238V122H237ZM193 124L195 125V123H193ZM210 124H208V125H210ZM214 124H215V122H214ZM222 124H223V123H222ZM245 124H246V123H245ZM194 125H193V126H194ZM196 125H198V124H196ZM215 125H216V124H215ZM248 125H249V124H248ZM259 125H260V124H259ZM262 125H261V126H262ZM233 126H234V124H233ZM235 126H236V128L238 129V133H239V132H240V130H239L240 127L238 128V127H237V124H235ZM235 126H234V127H235ZM245 126H246V125H245ZM251 126H252V125H251ZM35 127H36V126H35ZM211 127H212V126H211ZM214 127H216V126H214ZM234 127H233V128H234ZM241 127H242V126H241ZM253 127H254V126H253ZM256 127H257V126H256ZM256 127H255V129L257 130ZM198 128L201 129L202 126L197 127V129H198ZM207 128H208V127H207ZM216 128H217V127H216ZM233 128H232V129H233ZM243 128H244V127H243ZM37 129H38V128H37ZM197 129H196V130H197ZM202 129H203V128H202ZM223 129H224V128H223ZM237 129L235 130V128H234L233 130H235L236 133H237ZM249 129H251V128H249ZM252 129H253V128H252ZM27 130H28V129H27ZM207 130H208V129H207ZM207 130L205 131V133H208V135H210L211 133L209 134V132H208ZM215 130H216V129H215ZM215 130L213 131V133H214V132H217V131H218V132L220 131V130H218V128H217L216 131H215ZM28 131H29V130H28ZM197 131H198V130H197ZM211 131H212V129H211ZM241 131L243 132L244 129L241 130ZM257 131H258V130H257ZM220 132H221V131H220ZM224 132H225V131H224ZM224 132H223V134H224ZM247 132H248V131H247ZM202 133H203V132H202ZM205 133H204V134H205ZM244 133H245V131H244ZM244 133L241 134L243 137L245 136ZM226 134H227V133H226ZM243 134H244V135H243ZM1 135H2V134H1ZM24 135H25V134H24ZM202 135H203V134H202ZM205 135H207V134H205ZM227 135H228V134H227ZM227 135H226V136H227ZM249 135H250V134H249ZM213 136H215V134H214ZM224 136H225V135H223L222 137H224ZM245 137H246V136H245ZM216 138H217V137H216ZM218 138H220V137L218 136ZM248 138H249V137H248ZM259 138H260V137H259ZM18 139H19V138H18ZM220 139H221V138H220ZM262 139H264V138H262ZM35 140H36V138H35ZM209 140H211V139L209 138ZM224 140H225V139H224ZM224 140H223V141H224ZM242 140H243V139H242ZM249 140H250V139H249ZM30 142H31V141H30ZM224 142H225V141H224ZM248 142H249V141H248ZM32 143H33V142H31V144H32ZM81 143H82V142H81ZM226 143H227V142H226ZM226 143H225V144H226ZM263 143H264V142H263ZM24 144H25V143H24ZM26 144H28V143H26ZM87 144H88V143H87ZM29 145H30V144H29ZM29 145H27V146H29ZM56 145H57V144H56ZM84 146H85V145H84ZM47 147H48V146H47ZM47 147H46V148H47ZM51 147H52V146H51ZM51 147H50V148H51ZM77 147H79V146H77ZM262 147H263V146H262ZM15 148H16V147H15ZM18 148H19V146H18ZM22 148H23V147H22ZM22 148H20V149H22ZM41 148H42V147H41ZM44 148H45V147H44ZM66 148H67V147H66ZM54 149H55V147H54ZM79 149H80V148H79ZM42 150H43V149H42ZM56 150L59 152L58 148H57ZM65 150H66V149H65ZM76 150H77V149H76ZM17 151H18V149H17ZM45 151H46V150H45ZM60 151H61V150H60ZM24 152H25V151H24ZM39 152H40V151H39ZM54 152H55V151H54ZM54 152H53V153H54ZM58 152H57V153H58ZM63 152H64V150H63ZM67 152H68V151H66V153H67ZM79 152H80V151H79ZM82 152H84V151L82 150ZM15 153H16V152H15ZM41 153H43V152H41ZM55 153H56V152H55ZM55 153H54V154H55ZM57 153H56V154H57ZM12 154H13V153H12ZM47 154H48V153H47ZM81 154H82V153H81ZM8 155H9V154H8ZM16 155H17V154H16ZM23 155H24V154H23ZM42 155H44V153H43ZM88 155H89V153H88ZM0 156H1V155H0ZM13 156H15V155H13ZM24 156H25V155H24ZM27 156H28V155H27ZM61 156H62V155H61ZM69 156H70V155H69ZM73 156H74V155H73ZM17 157H19V156H17ZM41 157H42V156H41ZM51 157H54V156H51ZM56 157L58 158V155H57ZM89 157H90V156H89ZM5 158H6V157H5ZM14 158H15V157H14ZM33 158H34V157H33ZM38 158L40 159V155H39ZM44 158H45V157H44ZM91 158H92V157H91ZM1 159H2V157H1ZM3 159H4V157H3ZM22 159H23V158H22ZM26 159H27V158H26ZM42 159H43V157H42ZM92 159H93V158H92ZM5 160L7 161V159H5ZM13 160H14V159H13ZM20 160H21V159H20ZM23 160H24V159H23ZM31 160H32V159H31ZM59 160H60V159H59ZM11 161H12V160H11ZM15 161H17V160H15ZM32 161H33V160H32ZM60 161H61V160H60ZM9 162H10V161H9ZM12 162H14V161H12ZM18 162L20 163V162H22V161H18ZM34 162H35V161H34ZM61 162H63V161H61ZM64 162H65V161H64ZM67 162H68V159H67ZM1 163H4V162L1 161ZM41 163H44V161H43V162L41 161L40 164H41ZM65 163H66V162H65ZM9 164H10V163H9ZM23 164H24V166H20L21 168H22V167H26V166L29 164V162L27 163L26 166H25L26 162H24ZM23 164H21V165H23ZM10 165H11V164H10ZM14 165H15V164H14ZM18 165H19V164H18ZM45 165L47 166V165H49V164H45ZM76 165H77L78 167H80V166H79V163L76 164ZM11 166H12V165H11ZM16 166H17V165H16ZM28 166H29V165H28ZM88 166H89V165H88ZM95 166H96V165H95ZM13 167H14V166H12V167H10V168L13 169ZM42 167H43V166H42ZM55 167H56V166H55ZM74 167H75V166H74ZM74 167H73V169H74ZM17 168H19V167H17ZM46 168H47V167H46ZM52 168H53V167H52ZM80 168H81V167H80ZM93 168H94V167H93ZM93 168H92V170H93ZM22 169H23V168H22ZM24 169H25V168H24ZM26 169H27V168H26ZM28 169H29V168H28ZM28 169H27V170H28ZM30 169H31V168H30ZM38 169H39V168H38ZM43 169H45V167H44ZM50 169H51V168H50ZM50 169H48V170H50ZM60 169H62V167H61ZM81 169H82V168H81ZM18 170H19V169H18ZM53 170H54V169H53ZM55 170H57V169L55 168ZM70 170H72V169H70ZM70 170H69V171H70ZM92 170H91V171H92ZM13 171H16V170H13ZM13 171H12V173H13ZM25 171H26V170H25ZM29 171H30V170H28L27 172H29ZM84 171H85L86 173L88 172V170H86V169H85ZM93 171H94V170H93ZM95 171H96V170H95ZM9 172H10V171H9ZM16 172H17V171H16ZM38 172H39V171H38ZM45 172H47V169H46ZM51 172H52V171H51ZM57 172H59V170H58ZM70 172H71V171H70ZM77 172H78V171H77ZM31 173L33 174L32 171H31ZM35 173H36V172H35ZM47 173H48V172H47ZM72 173H73V172H72ZM89 173H90V172H88L87 175H90V176H91V174H92L93 172L90 173V174H89ZM9 174H10V173H9ZM37 174H38V173H37ZM39 174H40V173H39ZM54 174H55V173H54ZM57 174H58V173H57ZM14 175L17 176L15 173H14ZM21 175H22V174H21ZM27 175H28V173H27ZM33 175H34V174H33ZM41 175H42V172H41ZM67 175H68V173H67ZM87 175H85V176L88 177ZM93 175H94V174H93ZM93 175H92V176H93ZM105 175H106V174H105ZM18 176H19V175H18ZM22 176H23V175H22ZM35 176H36V174H35ZM35 176H34V178H35ZM92 176H91V177H92ZM95 176H97V175H95ZM119 176H120V175H119ZM11 177H12V179L14 178L13 176H11ZM46 177H47V176H46ZM60 177H61V176H60ZM17 178H18V177H16V179H17ZM30 178H31V177H30ZM37 178H38V177H37ZM54 178H55V177H54ZM72 178H73V177H72ZM105 178H106V176H105ZM110 178H111V176H110ZM135 178H136V177H135ZM139 178H140V177H139ZM19 179H20V178H19ZM22 179H23V178H22ZM22 179H21V180H22ZM35 179H36V178H35ZM44 179H45V178H44ZM21 180H20V181H21ZM40 180H41V179H40ZM87 180H88V179H87ZM16 182H17V180H16ZM35 182L37 183L38 181H35ZM108 182H109V181H108ZM126 182H127V181H126ZM14 183H15V182H14ZM14 183H13V184H14ZM22 183L24 184V182H22ZM29 183H30V181H29ZM38 183L42 184L41 181L38 182ZM38 183H37V184H38ZM109 183H110V182H109ZM40 184H39V185H40ZM50 184H51V183H50ZM18 185H19V183H18ZM53 185H54V184H53ZM125 185H126V184H125ZM23 186H24V185H22V187H23ZM44 186H45V185H44ZM44 186H42V187L45 188ZM87 186H88V185H87ZM106 186H107V185H106ZM123 186H124V185H123ZM20 187H21V185H20ZM42 187H39V189L41 188V189H40L41 191L43 190ZM46 187H47V185H46ZM64 187H66V184H65ZM29 188H31V187H29ZM70 188H72V186H71ZM73 188H75V190H73V189H71V190H73V191H76V190H77V191L79 192V190H78L76 187H73ZM26 189H27V186H26ZM64 189H65V188H63L62 190L64 191ZM24 190H25V188H24ZM30 190H31V189H29V190H27V191H30ZM46 190H47V189H46ZM90 190H91V189H90ZM31 191H32V190H31ZM44 191H45V190H44ZM49 191H51V190H49ZM65 191H67V190H65ZM77 191H76V192H77ZM33 192H34V191H33ZM61 192H62V191H61ZM67 192H68V191H67ZM67 192H66V193H67ZM69 192H70V191H69ZM88 192H89V191H88ZM42 193H44V192H42ZM57 193H58V192H57ZM57 193H56V194H57ZM64 193H65V192H64ZM74 193H75V192H74ZM80 193H81V192H80ZM28 194H29V193H28ZM56 194H55V196H56ZM88 194H89V193H88ZM91 194H92V193H91ZM72 195H73V194H72ZM72 195H70V196L72 197ZM76 195H77V194H76ZM89 195H90V194H89ZM34 196H35V195H34ZM55 196H54V197H55ZM83 196H84V195H83ZM92 196H93V195H92ZM52 197H53V196H52ZM59 197H60V193H59ZM64 197H66V198L68 197V198H67V201L69 200V196H68V194H67L66 196L63 195V197H60L61 200H62V198L64 199V201H62V202H65V201H66ZM85 197H87V195L84 196L83 198L85 199ZM90 197H91V195H90ZM28 198H30V196H29ZM28 198H27V199H28ZM33 198H34V197H33ZM55 198H57V197H55ZM72 198H73V197H72ZM74 198H75V197H74ZM78 198H79V197H78ZM80 198H81V197H80ZM91 198H92V197H91ZM93 198H95V197L93 196ZM96 198H98V200H99V197H96ZM110 198H111V197H110ZM30 199H31V198H30ZM38 199H39V198H38ZM81 199H82V198H81ZM107 199H108L109 201H111L109 198H107ZM107 199L105 198V200H107ZM86 200H87V199H85V201H86ZM89 200H90V198H89ZM102 200H104V198H102ZM105 200H104V201H105ZM85 201H84V202H85ZM25 202H26V200H25ZM60 202H61V201H60ZM68 202H69V201H68ZM68 202H65V204H68ZM84 202H83L84 205L89 206L88 204H85ZM90 202H91V205H92V201H90ZM90 202H89V203H90ZM56 203H58V201H56ZM56 203H55V204H56ZM69 203L72 204V201L70 200ZM76 203H77V202H76ZM94 203H95V201H94ZM98 203H99V201H98ZM104 203L106 204V202H103V204H104ZM60 204H61V203H60ZM70 204H69V205H70ZM79 204H80V203H78L77 205H79ZM95 204H96V206H94V207H97L98 204H97V203H95ZM99 204H101V203H99ZM105 204H104V205H105ZM108 204H109V202H108ZM16 205H18V203H17ZM24 205H26V204L24 203ZM62 205H64V204H62ZM81 205H82V204H81ZM91 205H90V206H91ZM93 205H94V204H93ZM106 205H107V204H106ZM109 205H110V204H109ZM14 206H15V205H14ZM90 206H89V208H91ZM55 207H56V206H55ZM65 207H66V206H65ZM82 207H84V206H82ZM98 207H99V206H98ZM98 207H97V209L99 210ZM87 208H88V207H87ZM87 208L85 207V209H87ZM110 208H111V206H110ZM15 209H16V208H15ZM107 209H109V208H107ZM107 209H105V210H107ZM112 209H113V208H112ZM50 210H51V207H50ZM56 210H58V209H56ZM59 210H60V209H59ZM80 210H81V209H80ZM88 210H89V209H87V211H88ZM94 210H96V209L94 208ZM100 210L103 212L104 209L102 210V208H101V206H100ZM52 211H53V209H52ZM52 211H51V212H52ZM65 211H66V209H65ZM67 211H68V210H67ZM67 211H66V212H67ZM69 211H70V210H69ZM82 211H83V210H82ZM63 212H64V211H63ZM63 212H62V213H63ZM96 212H97V211H96ZM99 212H100V211H99ZM102 212H101V213H102ZM106 212H108V210H107ZM109 212H110V211H109ZM111 212L113 213V211H111ZM74 213L76 214L75 211H74ZM74 213L71 214V215H73V217H74ZM77 213H78V212H77ZM84 213H85V212H84ZM88 213H89V212H88ZM88 213L86 212L87 218L90 217ZM90 213H91V210H90ZM105 214H106V213H105ZM51 215H52V214H51ZM68 215H69V214H68ZM76 215H77V214H76ZM79 215H80V213H79ZM82 215H84V214H81V216H82ZM92 215H93V213H92ZM92 215H91V217H90V218H91L90 221H92V217H93ZM102 215H103V213H102ZM102 215H101V216H102ZM110 215H111V213H110ZM110 215H109V216H110ZM29 216H31V215H29ZM33 216H34V215H33ZM53 216H55V215L53 214ZM101 216H100V219H101ZM105 216H106V215H105ZM109 216L106 217V218H111V216H110V217H109ZM36 217H37V215H36ZM36 217H35V218H36ZM71 217H72V216H71ZM29 218H30V217H29ZM40 218H41V217H40ZM64 218H65V217H64ZM84 218H85V217H84ZM87 218H86V219H87ZM95 218H96V215H95ZM31 219H32V218H30V220H31ZM66 219H67V215H66ZM66 219H65L64 221H67ZM68 219H70V215L68 216ZM37 220H38V219H37ZM72 220H73V219H72ZM27 221H29V220H27ZM39 221H40V220H39ZM70 221H71V220H70ZM70 221H69V222H70ZM73 221H74V220H73ZM102 221H103V222H102ZM111 221H113V220H111ZM23 222H24V221H22V224H23ZM29 222H30V221H29ZM34 222H35V220H34ZM71 222H72V221H71ZM71 222H70V223H71ZM93 222H94V220H93ZM93 222H92V223H93ZM100 222L104 223V222H105V221H104V218H102V219L100 220ZM8 223H9V221H8ZM10 223H11V222H10ZM24 223H25V222H24ZM26 223H27V222H26ZM36 223H37V222H36ZM102 223H101V224H102ZM105 223H106V226H104ZM105 223H104V225H102V227H101L102 229H105L106 227H108V226H107L108 223H107V222H105ZM32 224H33V223H32ZM73 224H74V223H73ZM88 224H89V223H88ZM109 224H113V223H109ZM18 225H20V224H18ZM93 225H94V223H93ZM15 226H16V225H15ZM24 226H25V225H24ZM59 226H60V225H59ZM89 226H90V225H89ZM89 226H88V227H89ZM110 226H111V225H110ZM26 227H29V225H28V226L26 225ZM26 227H24V228L26 229ZM30 227H32V226H30ZM56 227H57V226H56ZM63 227H64V226H63ZM91 227L94 229L95 226H94V227L91 226ZM50 228H51V227H50ZM54 228H55V227H54ZM54 228H53V231H55V229H56V228H55V229H54ZM57 228H59V227H57ZM60 228H61V227H60ZM73 228H74V227H73ZM92 228H91L90 230H92ZM101 228H100V229H101ZM28 229H29V228H27V231H29ZM61 229H62V228H61ZM86 229H87V228H86ZM107 229H110V228H107ZM111 229H113V228H111ZM90 230H88V231H90ZM94 230H95V229H94ZM24 231H26V230L23 229L22 232H24ZM57 231H60V229L57 230ZM84 231H85V230H84ZM96 231H98L99 233H100V232H103L104 237H107V234H106V236H105L104 233H107L108 230H107V231H106V230H104V231L101 230V231H100L99 229H96ZM105 231H106V232H105ZM110 231H111V230H110ZM19 232H20V231H19ZM17 233H18V232H17ZM29 233H30V232H29ZM75 233H76V232H75ZM81 233H82V232H81ZM99 233H98V235L101 234V233H100V234H99ZM20 234H21V233H20ZM89 234H93V233H90V232H89ZM109 234H110V232H109ZM26 235H27V234H26ZM73 235H75V234H73ZM76 235H77V233H76ZM76 235H75V238H77ZM82 235H83V233H82ZM98 235H97V236H98ZM101 235H102V234H101ZM103 235H102V237H103ZM21 236H22V234H21ZM29 236H30V235H29ZM77 236H78V235H77ZM79 236H80V235H79ZM87 236H88V234H87ZM92 236H93V235H92ZM7 237H8V236H7ZM47 237H48V234H47ZM110 237H111V236H110ZM110 237H109V235H108L107 238H110ZM26 238H29V237L26 236ZM84 238H85V237H83V240H85ZM93 238L96 239L95 236H94ZM93 238H92V239L87 238L86 240L88 241V239H89L90 241H93ZM107 238H105V240H106ZM47 239H49V237H48ZM73 239H74V237H73ZM81 239H82V238H81ZM100 239H101V241H102V239H103V241H104V238H101V237H100ZM100 239L98 240V242L100 241ZM43 240H44V239H43ZM75 240H76V239H75ZM96 240H97V239H96ZM107 240H108V239H107ZM107 240H106V243H107ZM47 241H48V240H47ZM47 241H44V242L46 243ZM50 241H51V240H50ZM76 241H79V240H76ZM87 241H86V242H87ZM103 241H102V242H103ZM39 242H42V239H41V241H39ZM52 242H53V241H52ZM52 242H51V244H52ZM98 242H97V244H99ZM1 243H2V242H1ZM4 243H5V242H4ZM89 243L91 244L92 249H93V246H94V245H92L91 242H89ZM89 243H88V244H89ZM106 243H104V245H105ZM38 244H41V243H38ZM42 244H43V243H42ZM47 244H48V243H47ZM51 244H50V246H51ZM93 244H96V243L93 241ZM100 244H101V243H100ZM100 244H99V245H100ZM102 244H103V243H102ZM102 244L100 245L101 248H102ZM2 245H4V244H2ZM2 245L0 244V246H2ZM5 245H7V244L5 243ZM10 245H11V244H10ZM52 245H53V244H52ZM39 246H41V245H39ZM43 246H44V245H43ZM43 246H42V247H43ZM100 246H95V250H96L97 247H100ZM8 247H10V246H8ZM42 247H40V248H42ZM43 248H44V247H43ZM45 248H47V247H45ZM111 248H113V247H111ZM38 249H39V248H38ZM97 250H98V249H97ZM104 250H107V255H108V258H109V257L111 256V254H109V253H110V252H109V249H106V248H105ZM33 251H35V250H33ZM102 251H103V250H102ZM111 251H112V250H111ZM113 251H114V250H113ZM94 252H95V251H94ZM103 252H104V251H103ZM108 252H109V253H108ZM95 253H97V251H96ZM104 253L106 254V252H104ZM112 253H113V252H112ZM98 254H99V255H100V254L103 255V253H102L101 251H100V253H98ZM105 254H104V255H105ZM18 255H19V254H18ZM102 255H100V256H102ZM104 255H103V256H104ZM107 255H106V257H107ZM113 255H114V254H113ZM113 255H112V256H113ZM93 256H95V255L93 254ZM96 256H97V255H96ZM100 256H99V257H100ZM103 256H102V258H100V259H104ZM112 256L109 258L110 261H109L108 263H110V264L112 263V262H111V259L114 257V256H113V257H112ZM90 257H91V256H90ZM97 257H98V256H97ZM108 258H107V259H108ZM113 259H114V258H113ZM113 259H112V260H113ZM89 260H90V259H89ZM93 260H94V258H93ZM91 261H92V259L90 260V262H91ZM101 261H102V260H100V262H101ZM114 261H115V260H114ZM102 262H104V261H102ZM96 263H98V262H96ZM112 264H113V263H112Z\"/></svg>", "mask_w": 264, "mask_h": 264}]
</instances>
